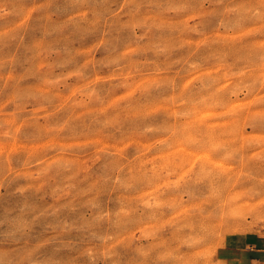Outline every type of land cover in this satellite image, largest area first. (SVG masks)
<instances>
[{"label": "rangeland", "instance_id": "obj_1", "mask_svg": "<svg viewBox=\"0 0 264 264\" xmlns=\"http://www.w3.org/2000/svg\"><path fill=\"white\" fill-rule=\"evenodd\" d=\"M264 235V0H0V264H228Z\"/></svg>", "mask_w": 264, "mask_h": 264}, {"label": "crops", "instance_id": "obj_2", "mask_svg": "<svg viewBox=\"0 0 264 264\" xmlns=\"http://www.w3.org/2000/svg\"><path fill=\"white\" fill-rule=\"evenodd\" d=\"M220 256L228 264H264V235L236 234L220 248Z\"/></svg>", "mask_w": 264, "mask_h": 264}]
</instances>
